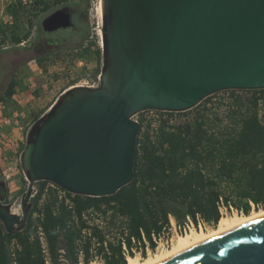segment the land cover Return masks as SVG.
Listing matches in <instances>:
<instances>
[{
	"label": "water",
	"instance_id": "1",
	"mask_svg": "<svg viewBox=\"0 0 264 264\" xmlns=\"http://www.w3.org/2000/svg\"><path fill=\"white\" fill-rule=\"evenodd\" d=\"M60 7L47 31L71 27ZM103 65L96 87L72 86L29 129L22 213L0 196L8 232L26 227L35 182L74 194H115L134 178L147 109L186 111L227 89L264 88V0H102ZM153 264H264V214Z\"/></svg>",
	"mask_w": 264,
	"mask_h": 264
},
{
	"label": "trees",
	"instance_id": "2",
	"mask_svg": "<svg viewBox=\"0 0 264 264\" xmlns=\"http://www.w3.org/2000/svg\"><path fill=\"white\" fill-rule=\"evenodd\" d=\"M73 1L12 0L6 7L12 21L0 22V42L22 43L28 34L23 17L34 27L38 14L55 6L70 8ZM95 54L98 60L103 59L100 45ZM49 58L37 59L44 66ZM100 73L97 67L94 77ZM19 85L13 76L0 103L9 106ZM243 90L251 94L237 92ZM223 91L229 92L223 110L220 105H205L191 119L171 122L169 117H162L155 126L147 122L146 129L140 120L134 178L115 194L67 192L70 204L57 189L49 188L41 203L48 181H38L40 191L31 198L26 227L8 232L0 219V264H14V260L16 264H46L37 234L39 226L45 232L53 264H79V246L84 251V264L91 262L93 247L102 253L104 264H127L122 241L131 249L132 238L141 246L147 240L155 250L154 236L158 238L168 230L170 217L178 225L191 220L197 226L202 222L216 227L222 217L221 201L237 206L241 202L245 214L252 204L264 208V88ZM204 101H210V96ZM42 114L36 115L35 121ZM4 192L8 198V191ZM37 211L41 214L35 217ZM87 227L91 228L90 235L83 231ZM61 247L69 263L60 261ZM130 254L135 256L132 250ZM143 256H147L145 248Z\"/></svg>",
	"mask_w": 264,
	"mask_h": 264
},
{
	"label": "rangeland",
	"instance_id": "3",
	"mask_svg": "<svg viewBox=\"0 0 264 264\" xmlns=\"http://www.w3.org/2000/svg\"><path fill=\"white\" fill-rule=\"evenodd\" d=\"M12 0H0V22H11V16L7 12V3ZM101 0H74L70 9L73 13L74 27L61 29L50 35L55 38L53 45H46V53H50L49 60L41 65L37 59V54L30 49L29 44L37 37L47 43L48 37L42 25L43 19L61 6L53 7L49 12L38 14L34 17V27L25 21L24 29L28 32L22 43L14 45L11 41L0 42V96L7 88L9 80L16 76L20 85L16 88L13 102L6 105L0 103V146L7 145L8 129L13 124H32L36 115H44L58 97L68 88L80 83L86 77L94 78L97 67L102 68L103 59L98 60L95 49L98 45L102 46V11ZM28 8V7H27ZM78 32V33H77ZM50 38V37H49ZM96 42V43H95ZM19 48L20 50H14ZM57 51V52H54ZM23 61L28 63L22 65ZM245 95L251 93L237 91ZM229 92L219 91L210 95V101L202 100L195 107L186 111H174L164 113L173 116L175 122L185 121L196 114L202 106H218L220 110L226 107ZM145 114V113H143ZM141 114V115H143ZM148 122L154 121V114L148 113ZM16 121V123H15ZM33 125V124H32ZM31 125V126H32ZM154 125V123H153ZM147 123L143 129H146ZM155 126V125H154ZM8 127V128H7ZM30 129V128H29ZM29 131V130H28ZM27 137V133H26ZM25 137V143H26ZM8 146V145H7ZM21 148V147H20ZM12 150L7 147V150ZM21 151L14 153L9 160L0 163V194L8 191V203L14 212L21 214L23 208L24 194L28 188L29 181L26 179L21 165ZM241 208L242 203H237ZM257 208H252L249 213ZM260 209V208H259ZM258 210V209H257ZM245 214L244 212H231L225 215ZM192 230L179 233L186 234L192 231L205 230L211 231L215 228L212 225L200 223L191 225ZM174 234L173 241L169 246L160 245L155 250H150L147 256L136 254L135 256L143 260L151 254L169 249L175 244L178 235ZM98 264V262L93 263Z\"/></svg>",
	"mask_w": 264,
	"mask_h": 264
},
{
	"label": "built area",
	"instance_id": "4",
	"mask_svg": "<svg viewBox=\"0 0 264 264\" xmlns=\"http://www.w3.org/2000/svg\"><path fill=\"white\" fill-rule=\"evenodd\" d=\"M99 84H100V74L95 79L88 76V77L82 79L80 81V83H77L76 85L77 86L96 87ZM73 86H75V85H73ZM176 112H178V111H176ZM143 113H145V114H143ZM148 113L154 114V117H155L154 118L155 122H153L154 125L158 124L159 120L162 117H169L171 122H175V119L173 118V116H167L166 114H164V113H167V111L156 110V109L143 110V111L133 115L132 118H134L138 122L140 120L143 121L144 125H145L149 121V118H150L149 116H147ZM141 114H143V115H141ZM195 115L196 114H193L191 118H193ZM191 118H189V119H191ZM49 188L57 189L59 196L61 198L65 197L67 202L72 204L71 199L67 196V192H69V191L62 188L61 186H59L57 183H55L53 181H48L47 184L45 185L44 194H43V197L41 199V203L44 201L45 192ZM39 191H40V185L38 182H35L33 185L31 198H33ZM252 205H253L252 208H256L254 204H252ZM220 211H221L222 216L224 214H228L231 212H237V213L238 212H241V213L244 212L242 208H239V206L234 205L232 203L226 204L223 201H221V203H220ZM40 214L41 213L39 211H37L34 213V216L37 217V216H40ZM122 218L126 219L124 216H122ZM170 218H171V226L168 228V230H166L158 238L156 236H154V240L157 244L156 247H159L160 245L169 246L170 243H172V241H173V237H174L175 233L179 234V233L187 232L188 230H192L191 225H194V223L191 220L188 223H186L185 225H178L173 217H170ZM96 222L100 223V225L103 226L104 222L100 218H97ZM90 224H92V222H90ZM83 231L85 234H88V235L91 234V228H89V227L85 228ZM37 234H38L40 241H41V244H42V250H43V253L45 256L46 264H53L51 254H50V250H49V245L47 242V238H46L45 232L41 226L38 227ZM132 239H133L134 245L131 247V249L128 248V246L124 240L122 241L123 252L126 255L127 259L129 256H131L130 250H132L135 253V255L137 253L143 255L144 248L147 250V253L150 252V250H152V248L150 247L149 241L145 240V246H141L140 244L136 243L135 238H132ZM13 245H14V243H13ZM104 246H105L106 250L108 251L107 241L104 242ZM91 255L93 256V258L89 264H93L96 262H98V264H104V259H103L102 253H99L94 247L91 248ZM59 259L63 263H69L67 258L65 257V248L64 247H61L59 249ZM79 260H80L79 264H84V251L80 248V246H79ZM14 264H16L15 260H14Z\"/></svg>",
	"mask_w": 264,
	"mask_h": 264
},
{
	"label": "bare ground",
	"instance_id": "5",
	"mask_svg": "<svg viewBox=\"0 0 264 264\" xmlns=\"http://www.w3.org/2000/svg\"><path fill=\"white\" fill-rule=\"evenodd\" d=\"M100 2H101L100 4L101 11H102V0ZM261 214H264V208L253 210L251 213L248 214H235V215L224 214L219 220L217 226L213 228L211 231L198 230L186 234H179L176 242H174L175 244H173L171 248L151 254L148 257L144 258L143 260L139 259V257L137 256H129L127 264H153L184 247H187L191 244H194L198 241H201L207 237L222 232L232 226L250 220Z\"/></svg>",
	"mask_w": 264,
	"mask_h": 264
},
{
	"label": "crops",
	"instance_id": "6",
	"mask_svg": "<svg viewBox=\"0 0 264 264\" xmlns=\"http://www.w3.org/2000/svg\"><path fill=\"white\" fill-rule=\"evenodd\" d=\"M32 124L29 125V123H27L24 125V124H18L17 122L16 124H13V126L7 130L9 132L8 139H7L8 146L7 145L3 147L0 146V163L1 164H3L2 163L3 161L9 160L11 156H14V153L20 152V147L25 143L26 133H28V130L29 128H31ZM7 147H10L12 150H9V149L7 150Z\"/></svg>",
	"mask_w": 264,
	"mask_h": 264
},
{
	"label": "flooded vegetation",
	"instance_id": "7",
	"mask_svg": "<svg viewBox=\"0 0 264 264\" xmlns=\"http://www.w3.org/2000/svg\"><path fill=\"white\" fill-rule=\"evenodd\" d=\"M74 26L75 25L73 24L71 27H68V28H72ZM68 28H64V29H68ZM60 30L61 29L54 30V31H47V30H45L46 36H49L50 37V38L49 37L47 38L48 39L47 43H44L40 37H37L33 42H31L29 44L30 49H32L34 52H36L37 58H42V57H46V56H49L50 55V53H46L45 52L47 50L46 49V45L47 46L48 45H53L55 43V38H52V36H50V35L58 32ZM14 50H20V49L19 48H15ZM54 52H57V51H54ZM26 63H28V61H25V62L23 61V63L21 65H19V67H21L22 65H24ZM1 184L2 183H0V187H1ZM2 195H5V194H0V196H2Z\"/></svg>",
	"mask_w": 264,
	"mask_h": 264
}]
</instances>
